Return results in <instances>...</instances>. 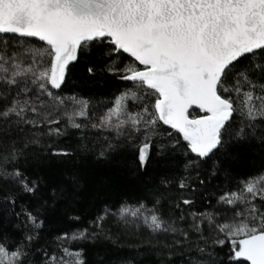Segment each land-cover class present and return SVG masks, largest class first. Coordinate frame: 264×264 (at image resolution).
Listing matches in <instances>:
<instances>
[{"label": "snow or ice", "instance_id": "6c2138e0", "mask_svg": "<svg viewBox=\"0 0 264 264\" xmlns=\"http://www.w3.org/2000/svg\"><path fill=\"white\" fill-rule=\"evenodd\" d=\"M0 264H264V0H0Z\"/></svg>", "mask_w": 264, "mask_h": 264}]
</instances>
